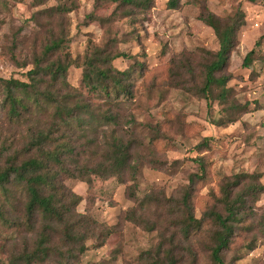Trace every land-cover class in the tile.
I'll list each match as a JSON object with an SVG mask.
<instances>
[{
    "label": "rangeland",
    "instance_id": "obj_1",
    "mask_svg": "<svg viewBox=\"0 0 264 264\" xmlns=\"http://www.w3.org/2000/svg\"><path fill=\"white\" fill-rule=\"evenodd\" d=\"M167 1L152 0V8L132 22L115 20L109 35L98 23L86 20L94 0H75L78 8L66 15L65 32L73 59L82 57L90 43L102 46L109 39L130 56L129 60L114 61L113 66L131 73L133 99L121 98L120 117L126 139L132 134L138 140L134 150L139 160L138 196L155 190L169 197L187 186L191 177L198 176L194 179L192 206L199 219L217 205L225 179L237 174L259 175V183L264 185V0H205L207 9L219 18L239 13L244 17L235 48L220 72L229 78L226 101L216 99L217 90L210 101L194 94L195 88L202 86L203 66L208 62L203 52L214 54L219 48L213 31L198 20L204 0H181V8L175 11L166 8ZM56 5L57 0H0V79L25 80L23 74L29 67L20 69L18 64L30 62L49 36L50 20L39 12ZM114 8L107 4L95 14L107 17ZM250 51L254 52L251 65L245 68L242 62ZM187 65L189 73L183 69ZM174 66L180 68L181 78L187 82L184 87L177 88L178 82L171 77ZM67 82L94 106L109 110L110 103L82 85L80 69L70 68ZM4 99L0 89V119ZM237 105L245 106L247 113L235 115L233 108ZM153 130L158 136L155 141H151ZM82 152L80 149L75 157L79 167L92 162L95 151L89 147ZM69 164L72 170L74 165ZM89 178L90 184L67 176L59 182L81 198L76 213L112 232L104 243H100L99 231L87 239L78 264H140L139 254L154 247L167 229L164 219L152 232L124 221L122 214L133 207L126 197V185L115 179ZM18 205L13 214L16 218ZM253 207L258 215L264 212V192ZM10 237L22 235L15 228L0 225V243ZM249 245L253 249H248ZM201 250L202 246L192 248L197 256L194 264H211L208 254ZM6 255L0 249V264H6ZM223 259L225 264H264V237L259 233L240 234ZM181 264H191L188 255Z\"/></svg>",
    "mask_w": 264,
    "mask_h": 264
},
{
    "label": "trees",
    "instance_id": "obj_2",
    "mask_svg": "<svg viewBox=\"0 0 264 264\" xmlns=\"http://www.w3.org/2000/svg\"><path fill=\"white\" fill-rule=\"evenodd\" d=\"M107 4L115 6L111 14L96 16L95 11ZM194 4L201 5L198 1ZM181 6V0L166 3L168 10ZM77 8L75 0H57L56 6L39 12L50 20L49 36L32 54L30 62L18 64L20 69L29 67L23 74L25 80L0 79L5 95L0 119V225L15 228L22 235L0 243V249L7 254L4 262L78 264L86 249L85 242L96 231L100 232V243H104L112 229L76 213L81 198L59 182L67 176L90 184L89 177L94 176L126 185V197L133 207L122 214L124 221L152 232L164 219L167 229L154 247L139 254L140 264H181L185 255L194 264V246L203 247L201 251L208 254L211 264H225L223 255L235 237L254 233L264 237V212L258 215L253 207L264 192L260 176L237 174L225 179L217 205L199 219L195 218L192 206L194 179L198 176L191 177L188 185L175 195L167 197L164 192L153 190L138 196L139 160L134 152L138 140L132 134L126 139L120 117L121 98L133 99L131 73L113 66L116 60L131 58L109 39L102 46L90 43L82 57L73 59L68 51L65 18ZM151 8L152 0H94L86 20L98 23L110 35L115 20L132 22ZM198 20L213 31L219 48L214 54L203 52L208 62L203 66L202 86L195 88L194 94L210 101L217 90L216 99L226 101L229 78L220 72L235 48L243 14L219 18L207 9L204 0ZM253 53L245 56L243 67L251 65ZM70 68L81 70L82 85L110 103L108 111L94 106L67 82ZM179 69L174 66L171 72L173 81L178 82L177 88L187 84ZM183 69L189 73V65ZM233 110L238 116L247 113L245 106L237 105ZM153 131L151 141L158 139ZM89 147L95 151L92 162L79 167L75 157L80 155V149L84 154ZM69 163L74 165L72 170ZM16 203L17 218L13 216ZM253 247L249 245L248 249Z\"/></svg>",
    "mask_w": 264,
    "mask_h": 264
}]
</instances>
